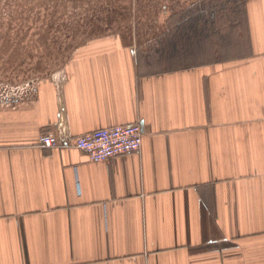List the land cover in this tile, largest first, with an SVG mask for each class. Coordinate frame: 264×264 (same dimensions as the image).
<instances>
[{"label": "crops", "instance_id": "0c3cea01", "mask_svg": "<svg viewBox=\"0 0 264 264\" xmlns=\"http://www.w3.org/2000/svg\"><path fill=\"white\" fill-rule=\"evenodd\" d=\"M246 9L244 56L172 68L97 38L0 107V264H264V0ZM134 124L142 149L107 162L39 143Z\"/></svg>", "mask_w": 264, "mask_h": 264}, {"label": "rangeland", "instance_id": "374dc122", "mask_svg": "<svg viewBox=\"0 0 264 264\" xmlns=\"http://www.w3.org/2000/svg\"><path fill=\"white\" fill-rule=\"evenodd\" d=\"M245 1L0 0V85L59 76L83 45L104 37L135 45L145 57L160 47L172 68L244 56L246 49L233 47L243 40Z\"/></svg>", "mask_w": 264, "mask_h": 264}, {"label": "built area", "instance_id": "2783aa9c", "mask_svg": "<svg viewBox=\"0 0 264 264\" xmlns=\"http://www.w3.org/2000/svg\"><path fill=\"white\" fill-rule=\"evenodd\" d=\"M37 87L36 83H29L21 88L0 85V107L15 108L18 102L32 99ZM143 136L141 124L101 129L79 137H71L67 129L60 125L57 134L42 135L39 143L43 149L72 145L86 153L91 163H102L139 152Z\"/></svg>", "mask_w": 264, "mask_h": 264}, {"label": "trees", "instance_id": "16d2710c", "mask_svg": "<svg viewBox=\"0 0 264 264\" xmlns=\"http://www.w3.org/2000/svg\"><path fill=\"white\" fill-rule=\"evenodd\" d=\"M245 0H240V3H242V2H244ZM247 1V0H246ZM245 1V2H246ZM207 26H209V25H207ZM208 28V31H211V36L212 35H215V28H214V25H211L210 24V26L209 27H207ZM217 31H218V29H217ZM206 37H207V34H206ZM202 39H204V36H203V34H202ZM206 40V39H205ZM206 64V63H205Z\"/></svg>", "mask_w": 264, "mask_h": 264}]
</instances>
